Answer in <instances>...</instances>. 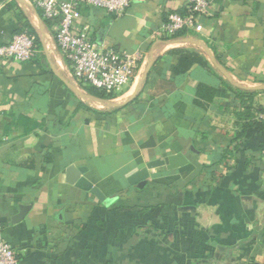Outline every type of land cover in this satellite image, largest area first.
<instances>
[{"label": "crops", "instance_id": "1", "mask_svg": "<svg viewBox=\"0 0 264 264\" xmlns=\"http://www.w3.org/2000/svg\"><path fill=\"white\" fill-rule=\"evenodd\" d=\"M209 1L202 33L167 39L188 0L81 7L99 46L143 56L103 97L55 22L0 0V44L36 40L31 62L0 60V241L19 264H264V0ZM182 53L199 62L179 74Z\"/></svg>", "mask_w": 264, "mask_h": 264}, {"label": "built area", "instance_id": "2", "mask_svg": "<svg viewBox=\"0 0 264 264\" xmlns=\"http://www.w3.org/2000/svg\"><path fill=\"white\" fill-rule=\"evenodd\" d=\"M43 18L58 26L56 42L71 65L78 84L113 94L129 87L143 62L140 53L105 49L94 42L88 30L78 28L80 8H94L122 16L131 0H31ZM209 0H188L182 13H172L155 33L157 38H173L182 32L202 33L204 20L213 15ZM35 38L16 35L7 45H0V60L31 62L35 55ZM0 264H19L17 254L5 241H0Z\"/></svg>", "mask_w": 264, "mask_h": 264}, {"label": "trees", "instance_id": "3", "mask_svg": "<svg viewBox=\"0 0 264 264\" xmlns=\"http://www.w3.org/2000/svg\"><path fill=\"white\" fill-rule=\"evenodd\" d=\"M182 13V12H180ZM26 34L28 35H31L32 36V32L29 31L27 32ZM186 35V32H182V33H179L177 35H175L174 37L175 38H178V37H181V36H184ZM35 44H36V40H35ZM1 45V44H0ZM196 62H199V59L196 58L194 55L192 54H188V53H182L181 55V65H185L186 64V67H183V69H181V67H179V71L178 73L181 74V73H187V71L196 63ZM91 89V88H90ZM207 88L205 86H200L199 87V90H198V95H199V98H204V91L206 90ZM95 90V89H94ZM98 91V90H96ZM98 94L99 96H103L104 97V92L102 91H98ZM252 127H257L259 130H262L264 129V120H260L259 122H257L256 124H251ZM251 127V126H250Z\"/></svg>", "mask_w": 264, "mask_h": 264}, {"label": "water", "instance_id": "4", "mask_svg": "<svg viewBox=\"0 0 264 264\" xmlns=\"http://www.w3.org/2000/svg\"><path fill=\"white\" fill-rule=\"evenodd\" d=\"M144 168V167H143ZM145 182H142L139 184V187H142L144 185ZM25 209H22L21 211V214L16 218L17 221H20L23 217H24V214H25Z\"/></svg>", "mask_w": 264, "mask_h": 264}]
</instances>
